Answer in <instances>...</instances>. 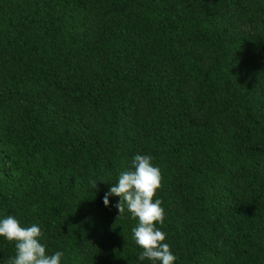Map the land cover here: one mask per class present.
I'll list each match as a JSON object with an SVG mask.
<instances>
[{
    "label": "trees",
    "instance_id": "obj_1",
    "mask_svg": "<svg viewBox=\"0 0 264 264\" xmlns=\"http://www.w3.org/2000/svg\"><path fill=\"white\" fill-rule=\"evenodd\" d=\"M137 153L174 264H264V0H0V218L61 264H150L103 204Z\"/></svg>",
    "mask_w": 264,
    "mask_h": 264
},
{
    "label": "clouds",
    "instance_id": "obj_2",
    "mask_svg": "<svg viewBox=\"0 0 264 264\" xmlns=\"http://www.w3.org/2000/svg\"><path fill=\"white\" fill-rule=\"evenodd\" d=\"M153 157L148 154H135L127 170L120 172L117 182L112 184L104 194L103 204L109 206V197H118L114 207L118 217L125 211L137 221L131 229L132 240L142 249L138 259L150 264H174L177 257L166 243L167 234L161 227L165 219L162 201L154 199L162 186V174L159 167L153 164ZM96 181L92 188L96 189ZM0 238L14 244V255L4 264H61L63 252L49 254L42 243L44 230L37 223L23 226L13 215L0 218Z\"/></svg>",
    "mask_w": 264,
    "mask_h": 264
}]
</instances>
